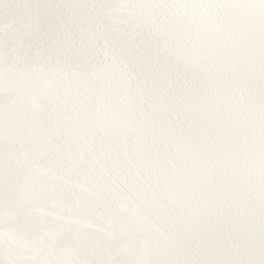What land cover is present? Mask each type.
<instances>
[{
    "label": "snow or ice",
    "instance_id": "1",
    "mask_svg": "<svg viewBox=\"0 0 264 264\" xmlns=\"http://www.w3.org/2000/svg\"><path fill=\"white\" fill-rule=\"evenodd\" d=\"M0 264H264V0H0Z\"/></svg>",
    "mask_w": 264,
    "mask_h": 264
}]
</instances>
